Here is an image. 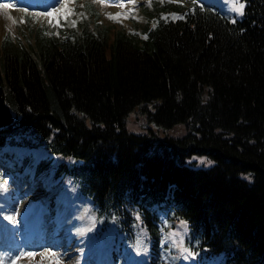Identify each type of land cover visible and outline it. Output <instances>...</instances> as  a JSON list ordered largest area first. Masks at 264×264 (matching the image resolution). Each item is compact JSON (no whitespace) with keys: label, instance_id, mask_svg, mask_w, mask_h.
Wrapping results in <instances>:
<instances>
[{"label":"trees","instance_id":"obj_1","mask_svg":"<svg viewBox=\"0 0 264 264\" xmlns=\"http://www.w3.org/2000/svg\"><path fill=\"white\" fill-rule=\"evenodd\" d=\"M181 1L143 8L146 38L94 2L58 33L28 16L0 41V147L61 157L114 253L165 264V214L197 264H264V0Z\"/></svg>","mask_w":264,"mask_h":264},{"label":"rangeland","instance_id":"obj_2","mask_svg":"<svg viewBox=\"0 0 264 264\" xmlns=\"http://www.w3.org/2000/svg\"><path fill=\"white\" fill-rule=\"evenodd\" d=\"M1 1L2 0H0V3ZM40 1L42 2V0ZM83 1L95 3L97 9L100 11L101 23L108 26H116L117 28H124L129 32H135L134 24L131 18L133 17L142 22L143 17L140 13L139 7L144 3L150 4L152 0H138L136 2L129 1L124 2L122 5L118 4L117 0H57L55 7L51 9V12L31 9L23 10L21 7L23 13L17 16L12 15L4 5H0V39L7 34H11L13 37L19 38L20 33L23 32L26 27L25 17H27V15L33 16L38 23L46 24L51 29H55V26H60L61 20L64 19L69 21L70 18H72L71 16L76 14V10L82 6ZM202 1L219 6L224 13L227 14L226 16H228L231 21L241 19L244 15L245 2L243 0ZM10 2H12V0H10ZM4 3H6V1H3V4ZM21 16H24V18ZM136 114L137 113H132L129 121L133 130H140L141 128L138 125ZM173 131H175V134H179L183 131V128L178 127ZM4 152L15 155V157L11 159V163H15L22 157H29L30 155L33 156L34 159L39 157L35 159L34 162H32V166H28L24 172L28 170L30 172L38 161L51 158L48 155L44 156V151H40L35 154V152H22V150L19 149L6 148ZM0 156H3V154L0 153ZM9 172L12 173L7 174L5 172L0 178V207L3 206L6 208L7 206V210H4L0 214L3 217L2 220H5L6 222L5 230L7 231V237L5 240L15 242V238L18 233H21L23 224L26 226L25 220L23 221L22 226L21 223L23 218L29 213L31 207L37 202L49 205L48 203H50V200L48 198L53 195V199L55 200L53 208H50V212H53L54 209L58 208V204L63 205L62 207L60 206L59 210L60 212L67 210V213L69 209V224L67 229L64 228L62 219H59L56 213H52L51 216H44L43 219L45 221L43 223H55L47 225L43 228L41 233L42 240L59 245L63 244V247H66L68 244L71 245L73 249L72 251L69 250V253H66L65 256L61 257L57 254V251H54L55 249L62 248L60 246L57 248L55 247L51 251L50 249L44 250V247L35 251L32 247L26 248L22 246L16 253L13 251V256L15 257L17 263L10 260L5 262L0 257V264H83L85 259L92 261L94 264H102V261L106 259L109 251L104 248L103 244L97 243L94 237L95 234L93 227L94 220L96 219V208L93 205L91 198L82 194L77 180L69 178L63 182L62 178L57 175L55 169L54 171L51 170L48 173H45V175L43 174L44 176L37 177L39 180L35 183V188L27 190L29 188V184H31L30 176L27 177V181H24V188L19 189L18 183L13 182V178L17 179L18 175H16L13 170H10ZM11 174L13 175L11 176ZM20 175H22V173H20ZM57 183H59L61 187L54 188ZM60 201L62 203H59ZM7 217H13L15 222H10ZM41 218L42 217L38 218L35 222H38L39 224ZM74 221L79 223V225L77 224L75 226L76 229L79 228L77 231L69 226L73 224ZM11 223L13 225H11ZM168 225L170 228L171 224ZM69 231L72 234L74 233L75 237L71 238ZM188 233L189 229L186 223H184L181 231L178 230L176 232V230L170 229L166 231L164 240L165 244H168L169 248L163 254L165 261L170 264H176L174 260H177L176 262L181 264V262L185 260V258L181 256L183 255L184 250L187 254L185 242ZM31 234L36 236L34 231ZM18 237H22L21 241L23 243V234L22 236L18 235ZM69 240H73L75 243ZM182 246L185 249H183ZM67 250L68 249H64V252ZM49 251L52 253L45 256V253ZM119 260L122 261L123 259ZM117 264H126V262L122 261ZM133 264L136 263L133 262ZM186 264H193V262L188 260Z\"/></svg>","mask_w":264,"mask_h":264},{"label":"bare ground","instance_id":"obj_3","mask_svg":"<svg viewBox=\"0 0 264 264\" xmlns=\"http://www.w3.org/2000/svg\"><path fill=\"white\" fill-rule=\"evenodd\" d=\"M40 4L44 6V4H46V3L41 2ZM4 6L14 16H17V15L23 13L22 8L20 7V0H12V2H10L9 4L4 5ZM25 223H26V226L30 224V222H28L27 218L25 219ZM2 254L4 255V257H8V254L5 251H3Z\"/></svg>","mask_w":264,"mask_h":264},{"label":"snow or ice","instance_id":"obj_4","mask_svg":"<svg viewBox=\"0 0 264 264\" xmlns=\"http://www.w3.org/2000/svg\"><path fill=\"white\" fill-rule=\"evenodd\" d=\"M10 222H15L13 217H7Z\"/></svg>","mask_w":264,"mask_h":264}]
</instances>
